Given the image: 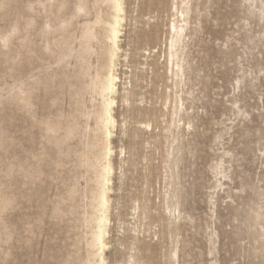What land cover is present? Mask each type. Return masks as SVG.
<instances>
[{
    "label": "rangeland",
    "instance_id": "1",
    "mask_svg": "<svg viewBox=\"0 0 264 264\" xmlns=\"http://www.w3.org/2000/svg\"><path fill=\"white\" fill-rule=\"evenodd\" d=\"M189 1L178 79L171 0L127 2L117 73L136 87L114 107L106 264H264V0ZM107 15L106 0H0V264H87Z\"/></svg>",
    "mask_w": 264,
    "mask_h": 264
},
{
    "label": "bare ground",
    "instance_id": "2",
    "mask_svg": "<svg viewBox=\"0 0 264 264\" xmlns=\"http://www.w3.org/2000/svg\"><path fill=\"white\" fill-rule=\"evenodd\" d=\"M106 1L108 6V15L104 20V30L106 32L107 47L105 50V57L101 63V68L103 71H97L95 69L94 76L90 81L92 93L94 98L97 99V109L95 115V145L97 149L93 158V162L91 163L95 177V194L93 196V206L95 208L96 214L92 220L93 228L90 232V240L88 243V247L90 248V256L88 257L87 264H100L101 260L103 261V264H106L104 251L107 246L106 236L108 234L109 226V192L111 191L112 176L114 173V165L112 161L114 148L112 145V137L114 129L117 125V120L114 115V107L116 106L117 99L119 98L123 103H125L126 107H129V98L136 87L135 84H132L130 81L127 83H122L117 73V68L122 53L120 36L123 23L127 18L126 8L127 2L129 0ZM147 1L151 2L152 0ZM170 6L173 19L171 18V22H169V28L167 27L168 41L166 48L167 52L164 55V66L166 67L172 79H178L183 74V64L178 60L176 47L181 44V38L183 41L185 33L188 29L191 8L189 0H171ZM135 12L136 10L129 9L130 15ZM100 20L101 18L98 16L96 22H100ZM133 20L136 19L133 18ZM173 26L175 31L173 30ZM89 35L93 36L92 33ZM135 35L137 38V33ZM174 37L176 39L175 47L173 46ZM158 63V61L155 62V66H157ZM181 108L182 104L179 107L174 106L172 108V113H177L178 111L180 112ZM136 110L138 113L142 111L138 106ZM122 126H124V124H122ZM139 127L149 129L152 127V124L151 122L144 121L139 123ZM109 133L111 134L109 135ZM123 136H126L124 131L122 132V137ZM109 151L111 152V155H109ZM125 152L124 146H121L119 149V155L122 157L125 155ZM125 164V160L121 158L119 161L120 170ZM137 210L138 208H133V213H135ZM166 212L167 215L171 214L169 207H166ZM101 229H103V250L99 249L97 243L100 237ZM176 254V250L170 254L171 260L175 259ZM130 262L131 264H136L133 257L130 258L127 264H130Z\"/></svg>",
    "mask_w": 264,
    "mask_h": 264
},
{
    "label": "snow or ice",
    "instance_id": "3",
    "mask_svg": "<svg viewBox=\"0 0 264 264\" xmlns=\"http://www.w3.org/2000/svg\"><path fill=\"white\" fill-rule=\"evenodd\" d=\"M261 24H262V26H264V9L261 10ZM48 30L51 31V29H48ZM173 30L175 31L174 26H173ZM14 34H15L14 32L9 33V36H12ZM181 42H182V38H181ZM0 44H2L5 48H7V46H8V38H4L3 40H0ZM173 46L174 47L176 46V39H175V37H174V40H173ZM30 55H35V53L30 52ZM262 75H264V73H262ZM189 128H191V125H189ZM110 134L111 133H109V135ZM109 155H111V152L110 151H109ZM176 215H179V213L177 212ZM97 243H98L99 249L100 250H103V248H104V243H103V229H101L100 237H99ZM100 264H103V261L102 260L100 261ZM130 264H131V262H130ZM238 264H240V262H238ZM243 264H248V262L245 261V262H243Z\"/></svg>",
    "mask_w": 264,
    "mask_h": 264
}]
</instances>
